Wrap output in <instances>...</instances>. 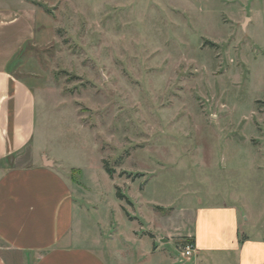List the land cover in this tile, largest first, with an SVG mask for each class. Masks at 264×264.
<instances>
[{
    "label": "rangeland",
    "instance_id": "obj_1",
    "mask_svg": "<svg viewBox=\"0 0 264 264\" xmlns=\"http://www.w3.org/2000/svg\"><path fill=\"white\" fill-rule=\"evenodd\" d=\"M24 1L36 147L71 183L86 245L111 264H191L211 204L264 228V0Z\"/></svg>",
    "mask_w": 264,
    "mask_h": 264
},
{
    "label": "crops",
    "instance_id": "obj_2",
    "mask_svg": "<svg viewBox=\"0 0 264 264\" xmlns=\"http://www.w3.org/2000/svg\"><path fill=\"white\" fill-rule=\"evenodd\" d=\"M1 3L0 264H111L85 244L71 183L36 147L34 76L18 72L19 56L35 45L34 8L24 0ZM243 211L236 204L199 206L191 264H264V228Z\"/></svg>",
    "mask_w": 264,
    "mask_h": 264
},
{
    "label": "built area",
    "instance_id": "obj_3",
    "mask_svg": "<svg viewBox=\"0 0 264 264\" xmlns=\"http://www.w3.org/2000/svg\"><path fill=\"white\" fill-rule=\"evenodd\" d=\"M196 247L194 243L188 242L182 252V255L184 258L189 259L190 257H193L196 253Z\"/></svg>",
    "mask_w": 264,
    "mask_h": 264
},
{
    "label": "trees",
    "instance_id": "obj_4",
    "mask_svg": "<svg viewBox=\"0 0 264 264\" xmlns=\"http://www.w3.org/2000/svg\"><path fill=\"white\" fill-rule=\"evenodd\" d=\"M107 170H108V172H109L111 175H113V170H112V169H110V168L107 167ZM119 196L122 197V195H121L120 193H119ZM187 242H191V243H194V244H195V240H194V238H190Z\"/></svg>",
    "mask_w": 264,
    "mask_h": 264
}]
</instances>
